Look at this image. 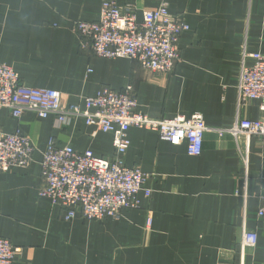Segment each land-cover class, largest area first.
Listing matches in <instances>:
<instances>
[{
	"label": "crops",
	"instance_id": "obj_1",
	"mask_svg": "<svg viewBox=\"0 0 264 264\" xmlns=\"http://www.w3.org/2000/svg\"><path fill=\"white\" fill-rule=\"evenodd\" d=\"M142 11L158 0H117ZM102 0H0V61L34 88L61 92L65 107L108 87L131 86L138 110L152 118L201 112L209 128L231 127L238 114L243 46L264 54V0H168L189 30L180 36L181 57L172 73H154L138 60L99 57L79 46L76 20L97 21ZM253 63L252 58L247 61ZM261 102L240 108L241 117H262ZM0 127L20 128L35 144L26 168L0 173V237L19 247L13 264H264V142L249 140L248 174L230 134L208 131L200 156L159 138L156 130L131 128L129 167L149 174L151 197L119 218L66 221L63 209L39 197L41 161L48 140L96 156H114L113 136L82 118L59 123L33 112L19 119L0 110ZM245 146V141L242 142ZM258 244L244 258L243 230Z\"/></svg>",
	"mask_w": 264,
	"mask_h": 264
},
{
	"label": "built area",
	"instance_id": "obj_2",
	"mask_svg": "<svg viewBox=\"0 0 264 264\" xmlns=\"http://www.w3.org/2000/svg\"><path fill=\"white\" fill-rule=\"evenodd\" d=\"M73 30L80 48L99 57L138 60L150 72L169 74L181 57L180 36L189 30V25L170 13L168 0H158L155 9L142 11L141 16L135 4L102 0L99 19L76 20ZM250 58L251 64L247 62ZM237 89L234 124L212 129L201 112L173 118L150 117L138 110L131 86L124 91L103 87L94 96L82 97L83 106L65 107L60 91L27 86L12 66L0 61V110H9L18 119L26 112L40 118L54 116L59 123L82 118L87 125L97 124L101 131L113 136L115 152L110 159L96 156L92 150L77 151L71 145H60L54 137L48 140L41 161L39 197L63 209L66 221L77 216L88 221L119 218L123 209L139 207V193L151 197L152 190L145 186L149 174L125 163L131 128L156 130L163 141L176 146L185 144L191 156L202 154L206 132L230 134L236 139L237 152L248 174L249 140L255 136L264 142V54L249 53L246 44ZM251 100L261 102L260 119L240 115V108ZM35 150L33 141L20 128L6 131L0 127V173L28 167ZM260 200L257 215L264 218V193ZM257 244V232L244 228L239 246L242 257ZM19 249L8 238L0 237V264H13Z\"/></svg>",
	"mask_w": 264,
	"mask_h": 264
}]
</instances>
